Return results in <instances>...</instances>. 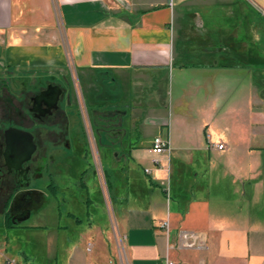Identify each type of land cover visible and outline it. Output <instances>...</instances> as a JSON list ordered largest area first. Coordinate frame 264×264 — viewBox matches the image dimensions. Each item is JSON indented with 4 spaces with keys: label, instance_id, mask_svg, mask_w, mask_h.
I'll return each instance as SVG.
<instances>
[{
    "label": "crops",
    "instance_id": "obj_1",
    "mask_svg": "<svg viewBox=\"0 0 264 264\" xmlns=\"http://www.w3.org/2000/svg\"><path fill=\"white\" fill-rule=\"evenodd\" d=\"M46 71L69 105L80 87L93 167L67 122V145L49 148L53 220L24 230L46 244L29 251L7 236L0 257L264 264V0H0V96ZM230 95L233 127L216 137ZM155 136L167 152L150 151ZM57 173L76 175L74 187Z\"/></svg>",
    "mask_w": 264,
    "mask_h": 264
},
{
    "label": "flooded vegetation",
    "instance_id": "obj_2",
    "mask_svg": "<svg viewBox=\"0 0 264 264\" xmlns=\"http://www.w3.org/2000/svg\"><path fill=\"white\" fill-rule=\"evenodd\" d=\"M63 83L58 88L50 79L24 91L19 88L21 91L14 98L5 87L9 96H0V211L7 225L20 224L37 200L29 184L32 179H38V164L43 158L50 162L47 169L51 168L53 154L49 148L53 139L58 136L61 145H67V110L71 106ZM12 129L32 135L35 148L29 157L31 146L25 138L27 134ZM24 196L27 202H23Z\"/></svg>",
    "mask_w": 264,
    "mask_h": 264
},
{
    "label": "rangeland",
    "instance_id": "obj_3",
    "mask_svg": "<svg viewBox=\"0 0 264 264\" xmlns=\"http://www.w3.org/2000/svg\"><path fill=\"white\" fill-rule=\"evenodd\" d=\"M54 73L52 72H49ZM47 71L44 73L45 75L43 76L44 78L39 79V81L37 83H41L44 84L47 80L52 79L53 77L48 76L49 74ZM18 75V74H17ZM20 76V75H18ZM64 76V75H63ZM73 80L75 79V75L73 73ZM68 79H70V75L67 74L66 76ZM53 80V79H52ZM51 80V81H52ZM33 81H29L26 86H30V84H32ZM75 83L76 86H73L71 84V95H72V101H71V110H69L70 112L67 114L68 117V126H69V130L71 133L79 134L80 138L82 139V142L85 145V151H82V153H85V160L80 157H77L78 160H80L81 162H88L89 165V170L88 172H91V169L93 167V162L91 160V153H90V148L89 145L86 146L87 142L86 140V136H85V124L84 121L82 120V115L80 113L79 107H81V103L83 104V101L81 99V95H80V87L77 84V81L75 79ZM16 88H8L9 92H11L13 94V96L11 95V98H14L16 95H19L20 91H18ZM20 88V87H19ZM27 88V87H26ZM4 89V90H3ZM2 90L4 91V94L6 93V89L2 88ZM24 91V90H23ZM20 97V96H19ZM238 101L234 99V97L232 95H230V97L228 98V100L225 102V104L223 105H219L216 107V113L217 115H219V119L216 120V122L213 125V129L211 132V134L216 135V137H220V133L221 130L226 129L227 131L233 127V123H234V119H222L223 116H228L229 114H235L232 112V109H234L235 107L238 108L239 104L237 103ZM1 104L2 102H0V109H1ZM83 112L85 114V109L83 106ZM1 116V114H0ZM85 116V115H84ZM86 117V116H85ZM222 119V120H221ZM224 120V121H223ZM86 121V128L89 132V137H90V141L93 142V136L91 135L90 132V124L88 123V119L85 118ZM219 128V129H217ZM85 136V137H84ZM58 138V136H57ZM85 138V139H84ZM210 141V140H209ZM212 143H216L217 141H211ZM225 143V142H223ZM52 151V150H51ZM47 164L50 165V162H48L45 158H43L42 162H39L38 164V179L36 180H31L30 184H29V188L32 190V192H35V194H37V200L35 199L33 202V205L30 209H28L29 212V218L27 220V222L23 225L21 224H17V225H7L6 222H4V217L2 214H0V242L1 241H5V237L8 236L9 240H17L18 242H21L24 248H28L27 250H31L33 248L34 245H36L37 251H40L42 246H44L46 244V235H42V233H30V232H24V230H26L28 225H31L33 223H36V221L40 222L42 221L45 225H49L48 223H51V221L53 220V216H54V206L51 204V199H50V193L47 190V188H45V185L47 184V182H49V178L51 176V168L48 167L47 169ZM83 179L85 178V172H83ZM64 175V174H63ZM76 175H74V177L72 176H61L59 173L56 174L55 178L56 180H65L67 184H71L70 186L73 185L74 187V180L76 179ZM41 194V197H40ZM43 194V195H42ZM1 200V199H0ZM1 202L0 201V206H1ZM23 202H27V198L24 196L23 197ZM31 212V213H30ZM20 239V240H18ZM33 256V255H32ZM37 259H39V257H37ZM9 262H6L5 258L0 257V264H9Z\"/></svg>",
    "mask_w": 264,
    "mask_h": 264
},
{
    "label": "built area",
    "instance_id": "obj_4",
    "mask_svg": "<svg viewBox=\"0 0 264 264\" xmlns=\"http://www.w3.org/2000/svg\"><path fill=\"white\" fill-rule=\"evenodd\" d=\"M210 143L212 145H214L216 148L218 149H222L223 148V143L222 142H216V143H212L210 141ZM169 150V140L159 137V136H155L152 140L151 143V147H150V151L156 155L159 154H163L165 152H167ZM145 171L149 172L148 168H145ZM158 226L167 229L168 226V222L167 220H160V222H158ZM188 236H184L183 240L185 241L184 245H193V241H189V239L187 238ZM157 264H173V261L171 260H166L165 262H158Z\"/></svg>",
    "mask_w": 264,
    "mask_h": 264
},
{
    "label": "water",
    "instance_id": "obj_5",
    "mask_svg": "<svg viewBox=\"0 0 264 264\" xmlns=\"http://www.w3.org/2000/svg\"><path fill=\"white\" fill-rule=\"evenodd\" d=\"M59 88V87H58ZM60 90V89H59ZM13 131H18V132H22L23 133V135H25V134H27V135H25V138L27 139V141H28V143H29V145L31 146L30 147V149L28 150V157L30 156V154L32 153V151L34 150V148H35V145H34V143H33V137H32V135L30 134V133H28V132H23V131H21V130H17V129H12ZM27 217V216H26ZM25 217V218H26Z\"/></svg>",
    "mask_w": 264,
    "mask_h": 264
},
{
    "label": "trees",
    "instance_id": "obj_6",
    "mask_svg": "<svg viewBox=\"0 0 264 264\" xmlns=\"http://www.w3.org/2000/svg\"><path fill=\"white\" fill-rule=\"evenodd\" d=\"M77 221H79V220L77 219Z\"/></svg>",
    "mask_w": 264,
    "mask_h": 264
}]
</instances>
